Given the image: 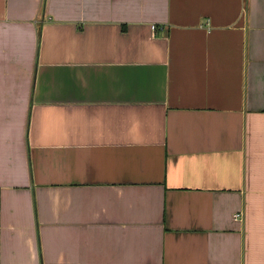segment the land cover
<instances>
[{
    "label": "crops",
    "instance_id": "1",
    "mask_svg": "<svg viewBox=\"0 0 264 264\" xmlns=\"http://www.w3.org/2000/svg\"><path fill=\"white\" fill-rule=\"evenodd\" d=\"M0 264H264V0H0Z\"/></svg>",
    "mask_w": 264,
    "mask_h": 264
},
{
    "label": "built area",
    "instance_id": "2",
    "mask_svg": "<svg viewBox=\"0 0 264 264\" xmlns=\"http://www.w3.org/2000/svg\"><path fill=\"white\" fill-rule=\"evenodd\" d=\"M151 28H152V29H155V26L152 25ZM234 218H239V214H235V215H234Z\"/></svg>",
    "mask_w": 264,
    "mask_h": 264
}]
</instances>
